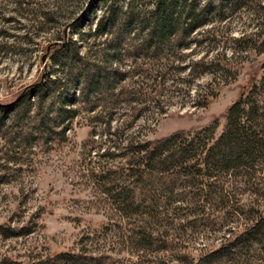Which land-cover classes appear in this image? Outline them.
I'll use <instances>...</instances> for the list:
<instances>
[{"label": "rangeland", "instance_id": "obj_1", "mask_svg": "<svg viewBox=\"0 0 264 264\" xmlns=\"http://www.w3.org/2000/svg\"><path fill=\"white\" fill-rule=\"evenodd\" d=\"M173 1L155 46L157 0H0V264H195L264 212V161L134 163L173 132L217 137L249 84L264 113V0ZM230 253L211 264H264V227Z\"/></svg>", "mask_w": 264, "mask_h": 264}, {"label": "trees", "instance_id": "obj_2", "mask_svg": "<svg viewBox=\"0 0 264 264\" xmlns=\"http://www.w3.org/2000/svg\"><path fill=\"white\" fill-rule=\"evenodd\" d=\"M173 2V0H157L155 9L151 13L153 24L147 34L146 43L156 46L163 39L168 38L172 21L168 23L165 17L172 9ZM45 14L47 13H39L37 16L44 18ZM187 25L188 30L195 26L191 22ZM101 33L99 25L95 26L94 34L100 35ZM56 50L59 55H65L67 61H73V64H77L82 59L76 50L70 47H60ZM72 74L70 82L81 79V75L76 70ZM101 77L100 74L89 73L82 76V79L85 86L93 88ZM49 82L54 83L55 78L49 79ZM36 90L41 92L44 88L38 85ZM253 90L254 85L249 84L237 100L228 105L223 115L221 131L217 137H212L213 126L198 131L195 136L199 137L200 134L201 136L196 139L186 138V134L182 132H173L168 136L153 140L149 147L140 146L136 150L138 153L134 158V163L141 168V173L149 172L155 164L162 167L166 159H172L178 155L182 160L179 166L183 173L184 170H188L186 173L188 178L199 175L207 179L213 176L214 172L228 174L232 171L254 169L258 161H264V113L258 105V99L254 96L257 94H254ZM198 147H200L199 150ZM168 150L170 152H167ZM263 227L264 212L257 215L239 231L225 237L224 242L219 243L213 250L199 254L195 264H211L221 257L229 256L231 249L239 248L243 242L260 235Z\"/></svg>", "mask_w": 264, "mask_h": 264}]
</instances>
